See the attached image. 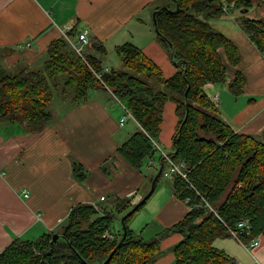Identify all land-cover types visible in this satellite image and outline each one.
Wrapping results in <instances>:
<instances>
[{"label":"trees","instance_id":"trees-1","mask_svg":"<svg viewBox=\"0 0 264 264\" xmlns=\"http://www.w3.org/2000/svg\"><path fill=\"white\" fill-rule=\"evenodd\" d=\"M174 1V12L158 6L156 14L158 40L176 66L172 75L166 77L161 66L132 42L117 46L125 68L105 71L100 58L85 54L84 59L62 36L49 44L42 68L11 71L0 63V117L40 131L51 118L48 106L54 89L60 87L64 95L72 87L74 102L85 99L93 87L110 89L139 123L118 152L131 165L143 169L159 151L156 143L165 102L174 100L179 121L169 154L187 165L186 177L177 174L173 183L178 197L188 199V212L147 240L128 224L145 199L125 216L122 233L110 238L105 232L112 230L114 211L79 202L71 208L60 231L45 232L35 240H12L0 252V264H102L112 251L108 264H153L162 252L161 238L173 231L183 235L173 248L174 264H232V257L214 245L215 239L231 235V229L244 241L264 232V132L259 137L236 131L206 90L209 82L227 80L223 52L231 62L239 59L235 44L214 27L211 18L232 8H253V1ZM258 4L264 5V0ZM248 12L240 16L242 28L264 53V16H249ZM93 46L106 52L99 41H93ZM96 72L102 73V79ZM243 82L244 76L238 71L229 87L239 94ZM160 157L164 162V156ZM73 172L80 181L87 177L78 161L73 162ZM114 203L115 210L131 208L127 197H115ZM242 220L248 221L249 228L239 225ZM55 232L60 237L52 244Z\"/></svg>","mask_w":264,"mask_h":264},{"label":"crops","instance_id":"crops-1","mask_svg":"<svg viewBox=\"0 0 264 264\" xmlns=\"http://www.w3.org/2000/svg\"><path fill=\"white\" fill-rule=\"evenodd\" d=\"M154 1L0 0V63L11 71L42 68L54 39L67 35L73 39L69 30L77 36L80 30L88 29L90 43L85 51L100 58L102 66L121 70L124 63L121 60L117 67L106 61L93 41L103 43L106 49L110 45L116 52L117 46L132 42L169 77L176 66L153 27V12L168 4L151 5ZM233 25L223 32L237 47L239 59L231 62L222 51L227 80L209 82L206 90L211 99L218 94L219 113L236 131L261 137L264 53L241 26ZM238 71L245 85L243 92L235 94L229 83ZM72 96L63 95L60 87L54 89L49 102L52 115L40 131L0 117V252L15 238L35 240L45 232L60 231L71 208L79 202L114 211L115 197H127L128 207L134 206L149 191L151 177L158 172L161 150L143 169L131 165L118 152L139 123L130 117L120 123L126 111L110 89L93 87L79 102ZM176 107L172 99L163 107L158 144L167 153L173 150L179 121ZM74 161L87 171L82 181L73 172ZM173 179L162 172L154 191L130 219L131 229L144 239L155 238L189 210L178 197ZM257 237L259 245L252 251L232 234L218 237L214 245L232 257V264H264V232ZM182 238L177 231L162 237V252L153 264H174L173 248Z\"/></svg>","mask_w":264,"mask_h":264},{"label":"rangeland","instance_id":"rangeland-1","mask_svg":"<svg viewBox=\"0 0 264 264\" xmlns=\"http://www.w3.org/2000/svg\"><path fill=\"white\" fill-rule=\"evenodd\" d=\"M253 1V8H249L247 10H249V12L247 13L249 16H264V5H260L258 4V0H252ZM162 2H166L171 8L176 7L175 5V1L174 0H156L154 1L151 5H158ZM224 6H228V5H224ZM242 8H232L230 9L229 12L218 16V17H214L211 18L213 25L215 26V28L217 30L223 31L226 29H229L233 24H237L238 26L242 27V21H241V14H244V12L242 11ZM220 19V20H219ZM137 24H135L136 27ZM233 25V27H234ZM155 29V26H153ZM234 29V28H233ZM156 32V30H155ZM157 33V32H156ZM225 33V32H224ZM226 34V33H225ZM227 35V34H226ZM73 38H76V36L72 35ZM158 41V40H157ZM70 46L73 48V45L71 44V42L69 41ZM76 51V50H75ZM77 52V51H76ZM87 54V52L85 51L84 55ZM103 55L105 56V59L107 57L106 61H109V63L111 62L114 66H120L121 65V57L117 54V52L114 50V47H111L110 45L107 47L106 52L103 53ZM170 56V55H169ZM171 59V57H170ZM172 61V59H171ZM173 62V61H172ZM123 64V63H122ZM174 64V62H173ZM175 65V64H174ZM125 68V67H123ZM122 68V69H123ZM62 81V79H61ZM245 83L243 82V87H244ZM74 92V89L72 87H69V91L66 90V94L67 96H72ZM56 98V97H54ZM50 109V105L48 106ZM52 108V107H51ZM147 166V164L144 165V167ZM164 180V179H163ZM151 188V186H150ZM149 188V190H150ZM132 208V207H131ZM130 208V209H131ZM130 209H125L123 211H119V210H114V218L112 221V231L114 233H122V230L124 229V224H123V217L125 216V214L130 210ZM133 216V215H132ZM132 216L129 218V222L130 219L132 218ZM129 224V223H128ZM110 264H116L114 262H111Z\"/></svg>","mask_w":264,"mask_h":264},{"label":"built area","instance_id":"built-area-1","mask_svg":"<svg viewBox=\"0 0 264 264\" xmlns=\"http://www.w3.org/2000/svg\"><path fill=\"white\" fill-rule=\"evenodd\" d=\"M225 9H227L225 6H224ZM88 29H83V30H80L76 36V38H71L69 35L66 36V38L71 42V44L73 45V48L77 51V53H79L81 56H83V58L85 59V47L90 43V38L88 36ZM28 46H30V42L26 43ZM88 62V61H87ZM89 63V62H88ZM90 65V64H89ZM91 67V66H90ZM104 70L105 71H108L110 70V68L108 66H105L104 67ZM96 75L102 79V73L101 72H96ZM217 100H218V94H215L214 97H213V101L215 103H217ZM125 108V106H124ZM125 114L121 117L120 119V123L121 124H124L126 122V120L130 117V118H133L134 120L135 117L132 115V113H130L128 111V109L125 108ZM137 121V120H136ZM157 144V147L159 150H161L162 152V155L164 156V167H163V171L165 174H167L168 176H175L177 174L179 175H182L184 177H186V163L184 161H176L175 159L172 158V156L163 151L159 144ZM153 160H151L150 162H152ZM25 195H28V193L26 192ZM101 199H105V196H101ZM188 201V199L186 200ZM185 201V202H186ZM239 225L241 226H248V221L247 220H242ZM249 228V226H248ZM231 234L234 235L237 239H239L246 247L247 249L249 250H253L256 246L259 245V240H258V237L255 236L253 238H251L249 241H244L240 235H239V232L237 230H233L231 229ZM105 235L110 237V238H115V233L111 230V231H106L105 232ZM239 264H246V263H239Z\"/></svg>","mask_w":264,"mask_h":264},{"label":"water","instance_id":"water-1","mask_svg":"<svg viewBox=\"0 0 264 264\" xmlns=\"http://www.w3.org/2000/svg\"><path fill=\"white\" fill-rule=\"evenodd\" d=\"M160 8H166L167 10H169V11H171V12H174L176 9H173V8H171V7H168V5H162ZM160 8H157V9H155V11L153 12V20H154V25H155V30H156V32L158 33V31H159V29H158V27H157V18H156V14H157V11L160 9ZM177 9H179V7H178V4H177ZM242 11H247V9H243ZM172 61H173V59H172ZM174 62V61H173ZM163 167H164V162H161V165H160V167H159V169H158V172L155 174V176L153 177V180H152V182H151V188H150V190L139 200V201H137L136 203H135V205L125 214V216H127V215H130L131 213H133L136 209H137V207L141 204V202L143 201V200H145V199H147L150 195H151V193L154 191V189H155V185H156V182H157V180H158V177H159V175L162 173V171H163ZM125 216L123 217V224H124V222H125ZM124 227H125V224H124ZM125 235H126V233L124 232V234H123V236L121 237V239H120V241H119V244L123 241V239L125 238ZM60 237V234L59 233H57V232H55L54 234H53V236H52V240H51V243L53 244L58 238ZM114 253V251H112L111 253H110V255L105 259V261L102 263V264H108L109 263V261L111 260V256H112V254Z\"/></svg>","mask_w":264,"mask_h":264}]
</instances>
